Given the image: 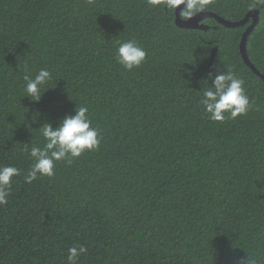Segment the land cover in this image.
Listing matches in <instances>:
<instances>
[{"label":"trees","instance_id":"16d2710c","mask_svg":"<svg viewBox=\"0 0 264 264\" xmlns=\"http://www.w3.org/2000/svg\"><path fill=\"white\" fill-rule=\"evenodd\" d=\"M259 20L247 54L264 75V5L212 0L202 12ZM181 16L183 14L181 13ZM183 28L146 0H0V166L21 169L0 206V264H264V80L243 60L251 23ZM137 41L123 69L117 42ZM217 47L212 67V50ZM52 74L38 101L24 75ZM243 79L246 114L212 121L199 103L209 72ZM88 108L98 149L25 183L39 128Z\"/></svg>","mask_w":264,"mask_h":264},{"label":"clouds","instance_id":"9594fccd","mask_svg":"<svg viewBox=\"0 0 264 264\" xmlns=\"http://www.w3.org/2000/svg\"><path fill=\"white\" fill-rule=\"evenodd\" d=\"M212 0H146L151 8L161 7L179 14L187 19L202 12ZM264 5V0H257ZM183 6V7H180ZM113 57L125 70H132L142 65L147 57L146 50L135 40L117 42ZM50 70L41 68L35 76L25 74L23 96L33 101H38L46 88L45 85L51 80ZM207 81L211 80L212 86L203 90L199 103L208 118L216 122H224L225 119H235L237 116L247 113L250 107L249 97L244 91V81L231 70L219 71L216 74L208 73ZM88 108L80 106L75 109L74 114L64 116L60 122L53 127L51 123L45 122L40 128L43 137V146L24 144L23 151L31 161L30 167L24 174L25 183H32L41 177H52L55 175V164L64 161L71 164L74 159L85 152L98 149L100 144V132L92 126L88 116ZM21 169L11 166H0V206L8 203L13 177L20 176ZM83 246H74L68 249V264H77L81 254L86 253ZM245 264H255V261H245Z\"/></svg>","mask_w":264,"mask_h":264},{"label":"water","instance_id":"95a60500","mask_svg":"<svg viewBox=\"0 0 264 264\" xmlns=\"http://www.w3.org/2000/svg\"><path fill=\"white\" fill-rule=\"evenodd\" d=\"M180 7H183V6H180ZM179 11H180V8L176 10L175 22L178 26L183 27V28L207 29L208 25L202 22V20H204L207 17H214L219 23L227 27H238V26L244 25L248 20H251V23L247 26L244 33L242 34V38L240 41V52H241L244 62L264 80V75L254 66V64L250 61L248 54H247V38L250 32L254 29V27L258 23V20H259L258 10H252L248 12L243 19L236 20V21L225 19L213 12H199L192 18L187 19V18H183L181 14H179ZM216 51H217V47H214L212 50V55H211V59L209 62L210 67H212L213 59H214Z\"/></svg>","mask_w":264,"mask_h":264}]
</instances>
